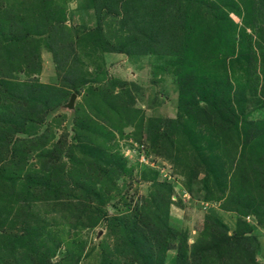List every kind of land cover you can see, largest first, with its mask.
<instances>
[{
  "label": "rangeland",
  "instance_id": "rangeland-1",
  "mask_svg": "<svg viewBox=\"0 0 264 264\" xmlns=\"http://www.w3.org/2000/svg\"><path fill=\"white\" fill-rule=\"evenodd\" d=\"M0 264H264V0H0Z\"/></svg>",
  "mask_w": 264,
  "mask_h": 264
},
{
  "label": "water",
  "instance_id": "water-1",
  "mask_svg": "<svg viewBox=\"0 0 264 264\" xmlns=\"http://www.w3.org/2000/svg\"><path fill=\"white\" fill-rule=\"evenodd\" d=\"M76 99H77V96L76 95H73L72 98H71V101L68 105V108L69 109H73L74 108V105H75V102H76Z\"/></svg>",
  "mask_w": 264,
  "mask_h": 264
},
{
  "label": "trees",
  "instance_id": "trees-1",
  "mask_svg": "<svg viewBox=\"0 0 264 264\" xmlns=\"http://www.w3.org/2000/svg\"><path fill=\"white\" fill-rule=\"evenodd\" d=\"M113 51L115 52V50H112V52H113Z\"/></svg>",
  "mask_w": 264,
  "mask_h": 264
}]
</instances>
